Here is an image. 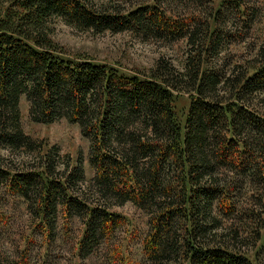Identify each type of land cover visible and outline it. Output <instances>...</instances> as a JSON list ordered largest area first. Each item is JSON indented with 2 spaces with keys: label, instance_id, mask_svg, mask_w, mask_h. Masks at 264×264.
<instances>
[{
  "label": "trees",
  "instance_id": "1",
  "mask_svg": "<svg viewBox=\"0 0 264 264\" xmlns=\"http://www.w3.org/2000/svg\"><path fill=\"white\" fill-rule=\"evenodd\" d=\"M216 1L17 0L0 18V150L28 161L0 163V186L33 196L48 223L60 207L85 221L82 250L121 222L110 207L131 202L151 217L145 249L156 264H264V114L257 109L264 43L253 61L224 67L232 11ZM233 10L240 18L239 6ZM55 17L84 30L184 41L187 49L180 65L161 57L145 78L127 76L65 57L51 36ZM175 92L194 93L184 129ZM24 95L33 121L80 127L90 140L91 180L59 147L24 132ZM235 175L260 198L239 223L229 195Z\"/></svg>",
  "mask_w": 264,
  "mask_h": 264
},
{
  "label": "rangeland",
  "instance_id": "2",
  "mask_svg": "<svg viewBox=\"0 0 264 264\" xmlns=\"http://www.w3.org/2000/svg\"><path fill=\"white\" fill-rule=\"evenodd\" d=\"M16 2L0 0V18L6 11H13ZM222 3L225 10L232 11L227 12L228 26L233 29L231 41L221 50V63L230 69L253 61L264 43V0H218L216 6ZM237 5L240 18L233 10ZM50 29L53 41L66 53L65 57L87 58L96 64L114 67L127 76L145 78L161 57L180 65L187 49L184 41L155 40L130 30L120 33L84 30L67 24L61 17L52 19ZM193 95L174 93V107L182 129L186 126ZM20 109V123L26 134L43 141L47 148L59 147L60 154L68 156L72 165H82L87 181L95 176L89 159L90 140L82 135L77 124L66 119L50 124L33 121L25 95L21 98ZM257 109L264 114V103L259 102ZM24 161H28L25 154L6 148L0 150L3 166L19 165ZM238 177L234 176L235 183L229 194L236 204L237 223L247 213L246 208H255L260 202L259 195L251 192L249 181ZM34 199L33 196L26 199L4 184L0 186V264H156L145 249L151 217L135 204L127 202L110 207L112 213L121 216V222L110 235L89 242L82 250L86 222L76 216L67 217L60 207L56 219L48 223L39 214ZM214 211L217 212L216 205ZM249 256L254 259L253 253Z\"/></svg>",
  "mask_w": 264,
  "mask_h": 264
}]
</instances>
